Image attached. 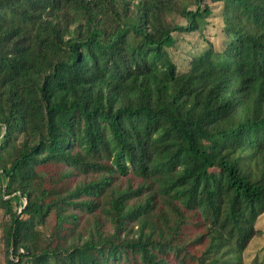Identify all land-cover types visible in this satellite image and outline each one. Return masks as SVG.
<instances>
[{
    "label": "trees",
    "instance_id": "16d2710c",
    "mask_svg": "<svg viewBox=\"0 0 264 264\" xmlns=\"http://www.w3.org/2000/svg\"><path fill=\"white\" fill-rule=\"evenodd\" d=\"M210 16L220 46L180 70L175 34ZM1 209L10 264H245L264 0H0Z\"/></svg>",
    "mask_w": 264,
    "mask_h": 264
},
{
    "label": "rangeland",
    "instance_id": "374dc122",
    "mask_svg": "<svg viewBox=\"0 0 264 264\" xmlns=\"http://www.w3.org/2000/svg\"><path fill=\"white\" fill-rule=\"evenodd\" d=\"M216 11V10H215ZM167 20L182 21L176 14H167ZM208 24L200 32H190L186 34H175L177 40L170 52L172 58L179 65V69L183 70L187 65V59L190 54L199 52L206 46V39L212 41L216 46H220L222 40V33L220 31L221 20L217 16H210L208 18ZM77 176H72L69 179V183L76 180ZM125 179V178H122ZM16 209V207L14 208ZM19 207L17 210L19 211ZM76 231L85 233L88 229L91 216L86 214H78ZM9 223V214L5 213L4 209L0 211V264H10L8 248L6 246V236ZM52 225L51 220L47 219L46 224L41 226L43 233H48ZM255 227L258 229V233L250 240L248 245L243 251V260L245 264H264V213L258 218ZM104 231H108L110 226L107 224L103 227Z\"/></svg>",
    "mask_w": 264,
    "mask_h": 264
}]
</instances>
